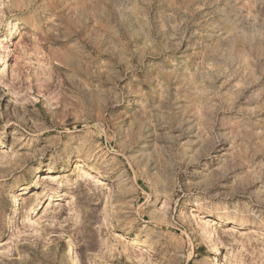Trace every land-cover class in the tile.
<instances>
[{
	"label": "rangeland",
	"instance_id": "1",
	"mask_svg": "<svg viewBox=\"0 0 264 264\" xmlns=\"http://www.w3.org/2000/svg\"><path fill=\"white\" fill-rule=\"evenodd\" d=\"M0 264H264V0H0Z\"/></svg>",
	"mask_w": 264,
	"mask_h": 264
},
{
	"label": "bare ground",
	"instance_id": "2",
	"mask_svg": "<svg viewBox=\"0 0 264 264\" xmlns=\"http://www.w3.org/2000/svg\"><path fill=\"white\" fill-rule=\"evenodd\" d=\"M17 31V30H16ZM15 134V133H14ZM13 134V135H14ZM12 139H15L16 137L12 136ZM50 171V170H49ZM40 205V204H39ZM43 207V206H42ZM42 208L38 207V210H36L35 216L40 215L39 211H41ZM35 211V209H33L32 213ZM66 254L71 258L72 257V262L74 261V256H73V247L71 245L68 246Z\"/></svg>",
	"mask_w": 264,
	"mask_h": 264
}]
</instances>
